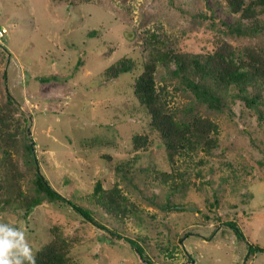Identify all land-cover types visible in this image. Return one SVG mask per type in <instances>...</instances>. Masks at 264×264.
<instances>
[{
    "label": "rangeland",
    "instance_id": "obj_1",
    "mask_svg": "<svg viewBox=\"0 0 264 264\" xmlns=\"http://www.w3.org/2000/svg\"><path fill=\"white\" fill-rule=\"evenodd\" d=\"M199 5L207 9L204 0ZM215 10L224 21L237 18L224 8ZM0 27L8 30L0 42L11 54L0 60V105L10 90L20 111L33 116L30 133L54 187L69 198L75 190L77 203L95 210L96 219L123 237L105 240L110 231L66 205L44 202L27 214L9 201V194L4 196L8 201L0 195V220L22 227L36 251L51 240V228L59 227L73 243L72 259L80 264H149L127 236L138 238L154 264H264V252L249 254L250 245L264 247V120L239 104L234 105V120L196 106L220 125V147L212 155L199 152L193 159L178 160L177 170L185 173L189 185L172 198L186 209L165 212L150 199L156 194L166 201L170 183L153 177L154 170H170V163L151 130L150 116L134 96L148 53L143 36L147 30L166 32L183 50L201 51L220 31L193 20L168 0H95L70 6L51 0H0ZM124 56L133 57L137 66L119 78L110 77L108 68ZM157 79L171 108L193 104V97L176 90L164 69ZM136 135L149 136L147 149L135 151ZM2 159L0 152V164ZM127 162L131 167L123 170L130 180L121 171ZM17 168L18 181L28 192L33 174L23 159ZM145 176L153 185H143ZM99 180L106 188L118 183L145 212L122 225L113 223L88 198ZM228 222L237 223L246 240Z\"/></svg>",
    "mask_w": 264,
    "mask_h": 264
},
{
    "label": "trees",
    "instance_id": "obj_2",
    "mask_svg": "<svg viewBox=\"0 0 264 264\" xmlns=\"http://www.w3.org/2000/svg\"><path fill=\"white\" fill-rule=\"evenodd\" d=\"M51 1L70 6L92 3L95 0ZM199 1L168 0L182 13H188L193 20L220 31L213 42L201 51H185L166 32L147 30L143 40L144 49L148 53L134 83L135 99L150 116L151 130L157 134L170 163V170H154L153 177L170 183L166 201L158 200L156 194L150 196L155 206L165 212L186 209L180 208L183 204L174 203L172 198L180 188L185 190L189 185L185 173L177 170L178 160L193 159L199 152L212 155L220 147V125L198 112L196 106L197 109L203 106L207 111L224 114L234 120L237 118L234 105L239 104L242 111L246 110L256 115L260 121L264 120V0H213V6L204 0L207 9L201 7ZM218 7L235 14L237 18L232 22L218 18L215 10ZM225 35L237 43L230 41ZM247 40L249 41L246 42ZM9 55V51L0 42V60H9ZM135 66L137 64L133 57L124 56L111 65L107 73L112 78H119L121 74L131 73ZM160 68L176 82V90L185 91L193 97V104L184 108L169 106L165 87L160 86L157 79ZM3 76L6 77L7 72ZM19 112L22 114L18 116ZM32 120L33 116L20 111V103L8 90L4 105H0V152L3 157L0 164V195L4 197L9 194V201L12 200L27 214L44 202L69 206L89 223L110 231L105 233V240H121L123 236L120 232L110 230L96 219L95 210L76 202L79 197L75 190H72V198H69L54 187L43 172L37 155L38 143L30 133ZM90 141L88 145L93 146L92 140ZM150 143L147 135H136L133 138L135 151L147 149ZM106 156L110 158L109 155ZM20 159H23L33 174L28 192L23 191L18 181L17 165ZM130 165L127 162L121 167L126 180H130V177L123 168L129 169ZM139 171L141 174H151L149 169ZM145 177L143 185H153ZM67 184L72 183L68 181ZM139 191L144 193L141 189ZM88 198L94 207L113 218L111 221L116 225H122L125 220L134 218V215L139 218L145 212L124 193L118 183L106 188L103 181L99 180ZM4 201L8 199L4 197ZM228 225L235 229L239 239L246 240L237 223L228 222ZM50 231L51 240L36 251L37 264H80L72 259V241L60 233L57 226ZM126 239L133 249L137 248L143 261L154 264L148 253L145 256L137 237L132 239L127 236ZM165 249H169V246ZM256 252H264V247L250 245L249 254Z\"/></svg>",
    "mask_w": 264,
    "mask_h": 264
},
{
    "label": "clouds",
    "instance_id": "obj_3",
    "mask_svg": "<svg viewBox=\"0 0 264 264\" xmlns=\"http://www.w3.org/2000/svg\"><path fill=\"white\" fill-rule=\"evenodd\" d=\"M0 264H37L28 234L16 224L0 220Z\"/></svg>",
    "mask_w": 264,
    "mask_h": 264
},
{
    "label": "built area",
    "instance_id": "obj_4",
    "mask_svg": "<svg viewBox=\"0 0 264 264\" xmlns=\"http://www.w3.org/2000/svg\"><path fill=\"white\" fill-rule=\"evenodd\" d=\"M7 31H8V30H7L6 28L0 29V35H2L1 37H4L3 35H4V34H7V33H6Z\"/></svg>",
    "mask_w": 264,
    "mask_h": 264
},
{
    "label": "water",
    "instance_id": "obj_5",
    "mask_svg": "<svg viewBox=\"0 0 264 264\" xmlns=\"http://www.w3.org/2000/svg\"><path fill=\"white\" fill-rule=\"evenodd\" d=\"M182 208H184V206H181ZM189 210H195V211H197L198 210V208H195V207H191V206H189V207H187Z\"/></svg>",
    "mask_w": 264,
    "mask_h": 264
}]
</instances>
